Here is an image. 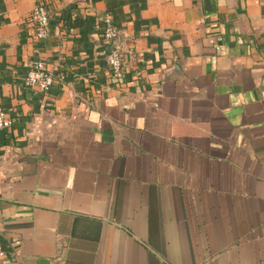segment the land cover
Masks as SVG:
<instances>
[{"label":"crops","instance_id":"obj_1","mask_svg":"<svg viewBox=\"0 0 264 264\" xmlns=\"http://www.w3.org/2000/svg\"><path fill=\"white\" fill-rule=\"evenodd\" d=\"M0 106V264H264V0H0Z\"/></svg>","mask_w":264,"mask_h":264},{"label":"built area","instance_id":"obj_2","mask_svg":"<svg viewBox=\"0 0 264 264\" xmlns=\"http://www.w3.org/2000/svg\"><path fill=\"white\" fill-rule=\"evenodd\" d=\"M30 19L35 26V35L37 38H44L49 32L50 11L44 2L35 5L30 14ZM104 36L110 41L112 48L107 56V61L115 74L122 70L121 45L118 41L119 30L110 14L106 15L104 23ZM55 74L46 68L44 61L35 60L30 63V68L25 76V83L33 87L36 91L47 92L53 85ZM7 124V114L0 106V129Z\"/></svg>","mask_w":264,"mask_h":264}]
</instances>
